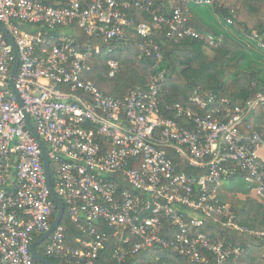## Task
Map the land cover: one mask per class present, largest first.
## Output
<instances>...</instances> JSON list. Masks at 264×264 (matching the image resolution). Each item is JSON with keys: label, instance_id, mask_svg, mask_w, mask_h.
I'll return each instance as SVG.
<instances>
[{"label": "built area", "instance_id": "obj_1", "mask_svg": "<svg viewBox=\"0 0 264 264\" xmlns=\"http://www.w3.org/2000/svg\"><path fill=\"white\" fill-rule=\"evenodd\" d=\"M215 0H71L52 7L42 0H0V23L19 50L15 88V48L0 30V264H41L30 247L56 219L59 206L47 183L43 150L28 128L25 112L50 159L52 185L71 222L91 239L68 246L62 221L44 241L43 253L69 264H96L110 236L98 227L117 228L120 244L114 264L148 250H167L192 263L229 264L244 252L200 230L210 219H228L229 228L264 239L249 230L217 195L218 185L239 172L248 174L264 206V132L243 130L264 91L244 106L196 88L184 103L162 101L166 70L147 88L123 98L105 95L84 76L89 53L61 32L78 23L91 36L109 42L130 40L127 28L143 38L141 49L162 53L152 36L167 27V37L203 39L189 25L190 3ZM145 11L152 23L136 22L128 10ZM211 45L216 38L208 36ZM110 76L119 69L110 60ZM180 160V164L175 159ZM205 171L201 177L181 167ZM126 233V234H125ZM135 240V241H134ZM137 264V263H133Z\"/></svg>", "mask_w": 264, "mask_h": 264}, {"label": "trees", "instance_id": "obj_2", "mask_svg": "<svg viewBox=\"0 0 264 264\" xmlns=\"http://www.w3.org/2000/svg\"><path fill=\"white\" fill-rule=\"evenodd\" d=\"M52 7H69L71 0H42ZM85 1V0H82ZM210 5V4H208ZM219 19L224 23L221 29L213 25L202 15L193 11L189 25L203 36V39L186 37L174 42L167 37L168 29L163 27L152 36L153 46H158L162 53L160 65L155 53L148 56L140 44L143 38L134 28H127L130 37L127 43L107 42L103 38L91 37L73 23L65 30L53 32L55 39L49 37L51 46L58 41L61 32L77 41L80 51L89 53L87 65L90 71L85 74L105 95L123 98L129 90L143 86L147 88L154 75L166 70V81L161 86V99L164 102L184 103L193 95L196 88L206 92H214L221 97H228L233 106H244L248 101L255 100L264 91V0H215L212 4ZM131 18L138 22L152 23L151 14L137 9L127 11ZM216 38L218 47L210 55L208 36ZM109 52L105 53V50ZM110 60L119 63L115 76H110ZM243 130L248 133L264 132V105L260 104L246 120ZM181 163L179 159H175ZM188 175L201 177L205 171L181 167ZM248 174L239 172L230 181L247 179ZM236 221L249 230L264 232V206L248 198L245 208L231 206ZM225 217L210 219L206 227L200 231L212 240H223L234 247L244 249L239 257H233L229 264H264V239L246 232L229 228ZM62 225L66 228L68 246L80 248L78 239L90 240L64 214ZM106 231L110 241L100 253L96 264H114V253L120 244V233L117 228L108 225L98 227ZM126 234V233H125ZM135 241V240H134ZM43 247L37 252L57 264H69L64 260L46 256ZM215 264L212 254L206 253ZM197 264L188 258L167 250L155 249L141 252L129 258L124 264Z\"/></svg>", "mask_w": 264, "mask_h": 264}, {"label": "water", "instance_id": "obj_3", "mask_svg": "<svg viewBox=\"0 0 264 264\" xmlns=\"http://www.w3.org/2000/svg\"><path fill=\"white\" fill-rule=\"evenodd\" d=\"M0 30L7 36V38L10 40V42L14 45L15 48V64H14V69L12 72V80H11V86L12 89L15 93V95L17 96L19 102L21 105H23L21 99L19 98V94L15 88V78L17 77V73H18V67H19V50L17 48V46L15 45V42L12 38V36L10 35V33L2 26V24L0 23ZM25 117H26V121L28 124V128L30 129V131L32 132L33 136L36 138V140L38 141V143L40 144L42 150H43V159H44V166H45V172H46V178H47V183L48 186L50 188L51 191V195L52 197L55 199V201L58 203L59 206V210L56 216L55 221L53 222L51 228L44 233L42 236H40L35 242L32 243L30 250H31V254L33 256V258L38 261L41 264H57L54 263L53 261L49 260L48 258L42 256L41 254H39L37 252V248L39 246H41L44 241L54 232V230L59 226L60 222L62 221L64 214H65V204L63 202V200L56 194L53 185H52V179H51V168H50V159L48 156V152H47V147L46 144L44 143V141H42L38 134L36 133L29 115L25 112Z\"/></svg>", "mask_w": 264, "mask_h": 264}, {"label": "crops", "instance_id": "obj_4", "mask_svg": "<svg viewBox=\"0 0 264 264\" xmlns=\"http://www.w3.org/2000/svg\"><path fill=\"white\" fill-rule=\"evenodd\" d=\"M259 156L264 161V145L259 150ZM249 179H239L237 181H222L217 188V195L222 199L221 194L219 193L220 189L225 188L224 192H227L226 199H222L228 206H236L240 209L245 208L248 198H253L259 202L258 196L256 194L255 186L250 185L249 189H244L242 182H248ZM251 181V180H249ZM224 183H232L229 187H225ZM253 183V182H252ZM254 184V183H253ZM255 185V184H254Z\"/></svg>", "mask_w": 264, "mask_h": 264}, {"label": "rangeland", "instance_id": "obj_5", "mask_svg": "<svg viewBox=\"0 0 264 264\" xmlns=\"http://www.w3.org/2000/svg\"><path fill=\"white\" fill-rule=\"evenodd\" d=\"M189 8L194 10L195 13L197 12L199 15H202L203 18H205L207 21H209L211 23V25L214 26V28L216 27V29H221L224 25V23L219 19L218 15L216 14L215 10H214V6L212 4L208 5V4H200V5H196L194 3H190L189 4ZM218 45H211L209 43V46L207 47V51L210 55H212L215 51V48H217ZM109 52V49L105 50V53ZM248 182H242V186L244 187V189H249L250 185L255 186L252 181L247 180ZM227 187H229L228 184H232V183H224ZM219 187V185H218ZM224 190H226L225 188L220 189L219 193L221 194L222 199H226V195L227 192H224ZM227 203V202H225ZM228 204V203H227ZM42 246V245H41ZM41 246H39L38 248H41Z\"/></svg>", "mask_w": 264, "mask_h": 264}]
</instances>
